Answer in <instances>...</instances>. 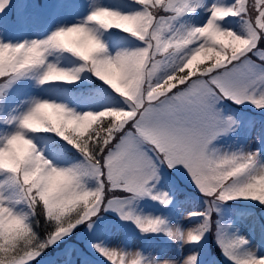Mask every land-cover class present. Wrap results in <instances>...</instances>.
I'll return each instance as SVG.
<instances>
[{
	"label": "snow or ice",
	"instance_id": "obj_1",
	"mask_svg": "<svg viewBox=\"0 0 264 264\" xmlns=\"http://www.w3.org/2000/svg\"><path fill=\"white\" fill-rule=\"evenodd\" d=\"M161 167L202 198L186 224L141 207L170 205ZM235 201L264 208V0H0V264H201L209 236L228 264H264V225L257 245Z\"/></svg>",
	"mask_w": 264,
	"mask_h": 264
},
{
	"label": "rangeland",
	"instance_id": "obj_2",
	"mask_svg": "<svg viewBox=\"0 0 264 264\" xmlns=\"http://www.w3.org/2000/svg\"><path fill=\"white\" fill-rule=\"evenodd\" d=\"M105 3L111 4V3H114V0H105ZM81 12H82V10H81ZM197 19H198V17H197ZM126 46H130V45H128V43H127ZM45 94H48V93H45ZM50 94L52 95V96H50V98H54V99H57V100H61V99H65L66 98V96L64 94H60L58 91L52 92ZM97 102H98V99H97V96H96V98L93 99V100L89 99V100L83 101L82 107L83 108H88V109L90 108V109L99 110V108L104 106L105 104H107L109 102V100L108 99L105 100V98H104V102L102 104H100V107L91 108ZM247 111L250 112V110H247ZM166 184H167V180H165L163 178V175H162V183H161L160 187L163 188L165 191L169 192L168 186H166ZM187 186H192V184L189 181L187 175H184V183L181 184V185H175V188H173L175 190V194L178 193L179 189L186 188ZM194 204H195L196 207L189 208L190 211H192L194 208L195 209H199V208H201V206H203V204L201 202L198 203V202L194 201ZM181 205H182V207L186 206L185 203H181ZM141 207H143L145 212H150L153 215H160V216L164 217L162 215V210L158 209L155 205H153L152 203H150L148 201L141 202ZM230 207L234 210V212H240V211L247 212L248 210H250L249 207L239 206V205L230 204ZM172 210H175V209L173 208ZM234 212L233 213H227V215H233L234 216ZM177 213L182 218L187 214V212L183 211V210L177 211ZM108 221L112 222L110 220H108ZM172 222H176V221H172ZM180 222L182 224H184V223L186 224V222H184V220H182ZM259 225H261L260 222L255 227V229L252 230V224L250 223L249 219L243 220L241 222V231H242L243 234H245L248 237H250L253 240V243H257V241L260 240V227H259ZM125 226H126V228H129L131 226V224H125ZM118 227H119V229L122 228L120 225H118ZM106 231L107 230L105 228H101L100 236H97L96 238H103L105 233H106ZM119 235H120V238L125 240L129 245H132L134 242L137 243V244H140V241L137 238H135V237H132L130 239H127V237H124L123 234H122V230L120 231ZM157 241H159V242H157V247L152 248V249H147L149 252H151L152 255H157L158 252H167L164 249V246L162 244V243L168 244V241L166 240V238H157ZM160 242H162V243H160ZM257 245H259V242L257 243ZM145 254L147 255L148 253L146 252ZM168 254L173 255V256L175 255L174 252H168ZM259 254H264V249H262ZM47 259H48V257L46 256L44 260H47Z\"/></svg>",
	"mask_w": 264,
	"mask_h": 264
},
{
	"label": "trees",
	"instance_id": "obj_3",
	"mask_svg": "<svg viewBox=\"0 0 264 264\" xmlns=\"http://www.w3.org/2000/svg\"><path fill=\"white\" fill-rule=\"evenodd\" d=\"M229 102V101H228ZM162 171H167L168 173H170L171 175L173 176H177L176 172L173 170L172 172H169L165 167H161ZM207 248L210 250V251H217L218 249L216 248L213 240H212V237L209 236L208 239H207ZM64 242L61 243V246L63 245ZM49 251H52V250H49ZM48 251V252H49Z\"/></svg>",
	"mask_w": 264,
	"mask_h": 264
}]
</instances>
